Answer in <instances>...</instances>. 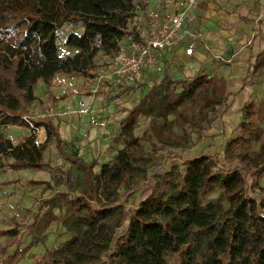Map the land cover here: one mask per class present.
Returning <instances> with one entry per match:
<instances>
[{"label":"trees","instance_id":"trees-1","mask_svg":"<svg viewBox=\"0 0 264 264\" xmlns=\"http://www.w3.org/2000/svg\"><path fill=\"white\" fill-rule=\"evenodd\" d=\"M143 1L0 0V170L11 160L8 166L13 171H41L49 166L44 152L54 148L81 171L88 187L87 193L66 199L61 217L51 211L44 214L32 246L43 245L46 231L58 220L69 240L46 250L33 264H264V192L254 190L264 174L258 125L264 118V101L250 100L255 85L264 83L261 38L238 90L230 89L225 79L202 72L192 80H172L165 73L126 111L113 140L123 148L113 162L100 166L98 174L96 159L86 163L75 152L67 154L56 116L29 113L30 105L39 101L34 94L39 81L51 87L59 73L89 79L98 54L116 57L125 36L134 35L129 25L135 8H145ZM263 27L264 20L258 22L255 37ZM60 45L72 48L74 55L61 56ZM47 97L53 102L66 99L54 98L51 91ZM198 103L207 110L222 105V115L233 123L228 136L219 134L223 161L170 156L169 161L181 165L166 170L136 206L120 202L119 190L134 177L143 157L134 136L139 118L150 119L156 141L170 145L174 123L168 118L179 117L181 109ZM9 126L37 129L44 140L37 143L32 134L14 145L1 135ZM254 142L260 143L257 152L252 151ZM215 145L214 141L211 146ZM214 187L221 190L216 201L201 205V198ZM48 203L57 207L54 198Z\"/></svg>","mask_w":264,"mask_h":264},{"label":"rangeland","instance_id":"rangeland-1","mask_svg":"<svg viewBox=\"0 0 264 264\" xmlns=\"http://www.w3.org/2000/svg\"><path fill=\"white\" fill-rule=\"evenodd\" d=\"M193 33L196 42L199 41L203 46L199 31ZM249 39L251 37L247 41ZM246 47L248 48L249 45ZM58 50L59 54L65 57L75 53L72 48L62 45L58 47ZM114 59V56L98 54L94 59V69L98 68V70L93 69V77L87 80L90 85H95L97 94L103 95L104 101L96 103L99 104L100 113L96 111L98 114L94 115L90 110L81 108L74 110L68 107L61 111L64 118L75 123L79 132H85L80 137L68 139L65 151L67 154L77 153L86 163L96 159L97 166L94 168V172L97 174L100 171V166L113 162L116 151L123 148L121 143H113L114 138L120 133L119 123L121 120L119 116L115 115L137 105L146 96L148 89L158 82L157 78L151 81L145 78L144 82L136 88L126 85L115 86L110 77H107L109 76L107 73L111 71L110 67L114 64ZM227 60L228 57H222L217 63L230 65ZM207 76L211 77V74ZM235 81L229 83L230 89L239 86V81L237 80L236 83ZM59 82L61 87L65 88L66 86L65 90L69 91L70 95L89 96L93 94L82 93L83 90L78 91L80 81L77 75L70 76L65 84L62 81ZM106 88L108 91H104ZM253 92L251 102L258 104L264 101V83L255 85ZM36 93L42 95L40 87ZM103 102H106L107 105H102ZM240 104L239 100L238 106ZM222 111V105L207 110L202 103H198L184 110L181 109L179 117L170 116L168 120L174 123L172 126L173 143L170 145L158 143L152 133L150 119L140 117L134 130V136L138 139L143 150V157L134 177L119 190L118 200L123 204L136 206L140 195L153 187L166 170L171 166L181 165L180 161H169L170 156L177 155L181 158L207 156L213 161L222 162L223 156L218 150L222 140L219 134L224 133L225 136H228L229 131L233 129L232 121L222 115ZM29 113L31 117L40 114H50L51 116L58 114L51 110L50 106L39 105L36 102L30 105ZM85 114H89V117ZM157 121L162 123L161 120ZM258 125L262 130L261 142L263 143L264 118L258 122ZM103 127L106 131L102 130ZM32 134L37 136V143L43 142L41 135L26 128L9 126L1 130V135L10 139L14 145L21 142L23 135L29 137ZM214 141L216 142L215 147L211 146ZM108 145L109 149H107ZM259 145L260 143L254 142L252 151L257 152ZM44 158L49 161V166L41 171H13L8 166L11 160H6L7 165L0 170V264L13 262L33 264L35 260L44 255L46 250L54 249L69 240V235L58 220L52 222L46 231V241L43 245L32 246L31 244L35 240V229L39 226V222H42L46 212L51 211L56 218L61 217L66 199L88 192L81 171L58 155L54 148L46 150ZM219 171V168L216 167V172ZM257 178L255 177V180ZM47 184L50 186L49 188ZM254 190L258 194L264 192V174L258 179ZM220 191L218 187H214L211 193L201 198V205L205 206L216 201ZM53 198L57 200V207L48 203ZM255 198L258 200L259 197L255 196ZM223 205L226 209L227 203L224 202ZM117 232H121V230L119 229ZM171 264H173L172 261Z\"/></svg>","mask_w":264,"mask_h":264},{"label":"crops","instance_id":"crops-1","mask_svg":"<svg viewBox=\"0 0 264 264\" xmlns=\"http://www.w3.org/2000/svg\"><path fill=\"white\" fill-rule=\"evenodd\" d=\"M157 1L147 0L146 5L155 7L157 6ZM160 1L163 2L162 9L168 13H176L184 9L188 2V0ZM263 9L264 0H195L184 21V28L190 36L187 37L182 46L162 56V72L145 71V78L149 81L157 78L159 82L167 73L172 80H192L197 74L202 72L205 75L211 74V77L216 76L225 79L227 85L230 82H234V80H236V83L238 80L239 86L237 85L233 88L238 90L241 84L240 80L246 74L248 62H253L252 56L258 53L260 38L264 40V27L261 29L262 33L259 37H255L254 34L258 22L264 20ZM198 31L204 44L203 46L199 41L196 42L193 32ZM249 37L251 39L247 41ZM190 42L193 43L194 50L190 56H187L185 51ZM246 45H249V47L247 48ZM121 50H126V42L124 41L121 44ZM222 57H228L227 62L230 65L218 64L217 61ZM69 77L59 73L52 79L51 87H48L43 81H39L34 86V94L39 100L36 103L50 106L51 110L58 112L55 116L59 121V134L66 143L68 139L80 137L85 132H79L75 127V123L64 118L61 115V111L66 107L74 110L81 108L90 110L92 114L97 115L101 110H99V104L97 105L96 103L104 101L103 95L95 92V85H90L87 81L89 79L82 76H79L80 85L78 91L83 90L82 93L90 92L93 94L89 96L70 95V92L65 90L66 86L65 88L61 87L59 82L62 81L65 84ZM39 87L42 95L36 93ZM48 91H51L54 98L66 96V99L58 102L48 100ZM104 91H108V88ZM102 105H107V103L103 102ZM126 111L115 116H119L122 120L126 115ZM85 115L89 117V114ZM75 119L77 120V117ZM102 130L106 131L104 127ZM38 134L44 140L43 133L38 131ZM23 136L27 137L26 135ZM109 147L108 145L107 149Z\"/></svg>","mask_w":264,"mask_h":264},{"label":"built area","instance_id":"built-area-1","mask_svg":"<svg viewBox=\"0 0 264 264\" xmlns=\"http://www.w3.org/2000/svg\"><path fill=\"white\" fill-rule=\"evenodd\" d=\"M157 6L145 8L137 6L129 27L134 35L125 36L126 50H120L114 59L110 73H107L115 86L139 87L145 79L144 72H162V56L182 46L190 34L184 28L187 12L195 0H188L184 9L168 13L162 9L163 2ZM194 50L193 43L185 51L190 56ZM102 78V77H101ZM34 132L38 134V130Z\"/></svg>","mask_w":264,"mask_h":264}]
</instances>
